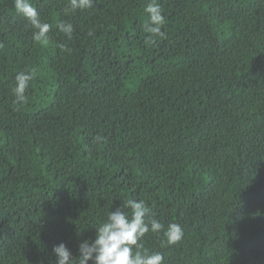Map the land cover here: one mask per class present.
<instances>
[{
  "label": "trees",
  "instance_id": "16d2710c",
  "mask_svg": "<svg viewBox=\"0 0 264 264\" xmlns=\"http://www.w3.org/2000/svg\"><path fill=\"white\" fill-rule=\"evenodd\" d=\"M147 3L32 0L52 26L41 43L0 0V264H53L61 242L77 257L127 199L182 227L177 245L143 240L164 264H264V0H158L154 46Z\"/></svg>",
  "mask_w": 264,
  "mask_h": 264
},
{
  "label": "clouds",
  "instance_id": "9594fccd",
  "mask_svg": "<svg viewBox=\"0 0 264 264\" xmlns=\"http://www.w3.org/2000/svg\"><path fill=\"white\" fill-rule=\"evenodd\" d=\"M93 4L94 0H67L64 13L67 15L85 11L92 8ZM13 8L34 29L32 39L35 42L47 43L52 26L42 22L38 11L32 5V0H13ZM144 13L147 17L141 26L147 34L144 43L154 46L158 39H166V33L162 30L166 24V16L163 15L158 0H148ZM56 27L68 40L72 39L74 28L71 22L58 21ZM88 35L93 33L89 32ZM58 47L66 53H71V48L66 44L61 43ZM35 78L34 69L16 73L15 86L12 89L14 105L27 102V93ZM95 140L102 143L104 138L96 136ZM95 229L94 240L90 242L85 239L79 243L77 257L72 256L63 242L53 246V264H164V256L160 252H151L145 247V236L148 233L162 235L161 248L177 245L184 238V231L178 223H169L165 228L142 199H127L115 211H109L104 221Z\"/></svg>",
  "mask_w": 264,
  "mask_h": 264
}]
</instances>
